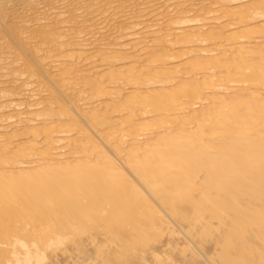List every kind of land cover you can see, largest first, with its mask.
<instances>
[{
  "label": "bare ground",
  "instance_id": "6f19581e",
  "mask_svg": "<svg viewBox=\"0 0 264 264\" xmlns=\"http://www.w3.org/2000/svg\"><path fill=\"white\" fill-rule=\"evenodd\" d=\"M0 264H264V0H0Z\"/></svg>",
  "mask_w": 264,
  "mask_h": 264
}]
</instances>
